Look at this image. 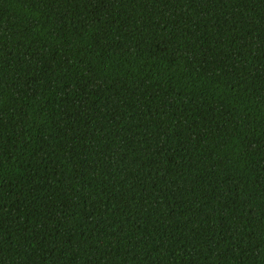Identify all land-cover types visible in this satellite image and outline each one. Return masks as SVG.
<instances>
[{
    "label": "trees",
    "instance_id": "1",
    "mask_svg": "<svg viewBox=\"0 0 264 264\" xmlns=\"http://www.w3.org/2000/svg\"><path fill=\"white\" fill-rule=\"evenodd\" d=\"M0 264H264V0H0Z\"/></svg>",
    "mask_w": 264,
    "mask_h": 264
}]
</instances>
